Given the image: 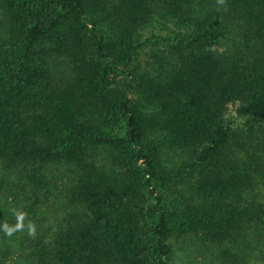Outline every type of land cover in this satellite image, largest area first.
<instances>
[{
	"label": "trees",
	"instance_id": "1",
	"mask_svg": "<svg viewBox=\"0 0 264 264\" xmlns=\"http://www.w3.org/2000/svg\"><path fill=\"white\" fill-rule=\"evenodd\" d=\"M179 252L264 264V0H0V264Z\"/></svg>",
	"mask_w": 264,
	"mask_h": 264
},
{
	"label": "rangeland",
	"instance_id": "2",
	"mask_svg": "<svg viewBox=\"0 0 264 264\" xmlns=\"http://www.w3.org/2000/svg\"><path fill=\"white\" fill-rule=\"evenodd\" d=\"M233 114V113H231ZM47 178L49 181L48 189L49 194L42 201V206L40 207V212L38 219L41 222L42 226L47 229L53 223L54 217L58 218L66 210V192L69 186L66 188L64 184H67V178L65 172H56L48 171ZM196 255V254H194ZM190 256V260L193 258V261L190 264H205L200 256ZM184 255L179 252L174 263L179 264L181 262V257Z\"/></svg>",
	"mask_w": 264,
	"mask_h": 264
},
{
	"label": "clouds",
	"instance_id": "3",
	"mask_svg": "<svg viewBox=\"0 0 264 264\" xmlns=\"http://www.w3.org/2000/svg\"><path fill=\"white\" fill-rule=\"evenodd\" d=\"M220 2L222 3L223 0H220ZM23 219H24V214H23V213L19 214V215H18V221H20V222L16 225V228H17V229L23 227V223H22ZM4 227H5V230L8 232L9 235L11 234L12 231L15 230V229H9L7 225H5ZM30 228H31V232H30V234H31V233H34V231H35L34 227H31V226H30Z\"/></svg>",
	"mask_w": 264,
	"mask_h": 264
}]
</instances>
